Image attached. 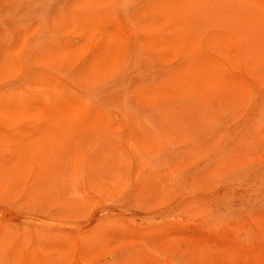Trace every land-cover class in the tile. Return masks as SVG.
I'll list each match as a JSON object with an SVG mask.
<instances>
[{
	"label": "rangeland",
	"instance_id": "rangeland-1",
	"mask_svg": "<svg viewBox=\"0 0 264 264\" xmlns=\"http://www.w3.org/2000/svg\"><path fill=\"white\" fill-rule=\"evenodd\" d=\"M0 264H264V0H0Z\"/></svg>",
	"mask_w": 264,
	"mask_h": 264
}]
</instances>
